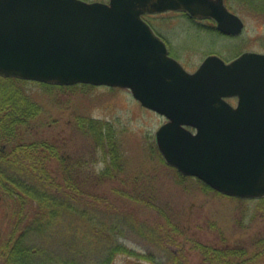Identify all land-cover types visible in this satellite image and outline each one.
Segmentation results:
<instances>
[{"label": "water", "instance_id": "95a60500", "mask_svg": "<svg viewBox=\"0 0 264 264\" xmlns=\"http://www.w3.org/2000/svg\"><path fill=\"white\" fill-rule=\"evenodd\" d=\"M170 9L226 34L244 28L225 0H0V75L130 88L167 117L155 132L166 163L221 193L263 197L264 53L211 54L190 72L143 17Z\"/></svg>", "mask_w": 264, "mask_h": 264}, {"label": "rangeland", "instance_id": "374dc122", "mask_svg": "<svg viewBox=\"0 0 264 264\" xmlns=\"http://www.w3.org/2000/svg\"><path fill=\"white\" fill-rule=\"evenodd\" d=\"M225 1L226 6L245 23L237 35H226L220 31L213 18L190 16L182 10L145 14V20L166 39L170 54L189 71L197 69L211 54L229 61L245 51L264 53V0ZM19 85L38 101L41 109L28 124L16 128L15 140L46 139L83 154L91 149L92 139L78 126L80 117L100 120L118 133L126 164L115 177H108L101 184L88 188L86 194L94 195L87 198L91 200L90 206L103 211L113 208L118 212H132L150 227H159L160 236L171 243L170 248L175 255L183 253L184 264H205V256L197 243L244 246L248 251L244 259L252 258L244 264H264V248L257 247L256 243L251 245L258 238L264 239V196L234 197L205 188L197 177H182L161 157L159 149L156 150L155 132L167 118L143 106L131 89L85 83L45 84L34 80ZM99 155L101 152L92 166L97 173L106 167ZM47 162L54 172L59 161L49 157ZM56 178H64V175H56ZM138 180L140 188L147 190L146 195L157 197L171 213V219L155 207L134 199L133 190ZM8 212L9 202L0 192V238L10 228ZM124 241L137 251H144L145 242L137 236ZM256 251L261 253L253 257ZM138 261L153 264L139 259L138 254L128 253L118 254L112 264H134ZM164 263H168V258H164Z\"/></svg>", "mask_w": 264, "mask_h": 264}, {"label": "trees", "instance_id": "16d2710c", "mask_svg": "<svg viewBox=\"0 0 264 264\" xmlns=\"http://www.w3.org/2000/svg\"><path fill=\"white\" fill-rule=\"evenodd\" d=\"M26 81L0 76V192L9 202L10 218V228L0 238V264H112L120 253L138 254L139 259L153 264H165L164 258H168L166 264H184L183 253L175 255L171 243L160 236L159 227H150L132 212L90 206L88 199L94 195L86 194L88 188L115 177L126 164L119 135L110 125L92 117L79 118L78 126L92 139L91 149L83 154L46 139L15 140L16 128L28 124L41 109L19 85ZM99 152L106 167L97 173L92 166ZM49 157L59 161L54 172L49 169ZM62 174L64 178H56ZM140 184L138 180L134 199L171 219L157 197L146 195ZM130 236L145 242L143 252L124 241ZM255 243L264 248V239L251 245ZM197 245L205 264L252 260L251 256L244 259L248 253L244 246Z\"/></svg>", "mask_w": 264, "mask_h": 264}, {"label": "flooded vegetation", "instance_id": "af4514ba", "mask_svg": "<svg viewBox=\"0 0 264 264\" xmlns=\"http://www.w3.org/2000/svg\"><path fill=\"white\" fill-rule=\"evenodd\" d=\"M165 41H166V39H165ZM166 43H167V45H168V42H167V41H166ZM168 47H169V46H168ZM169 49H170V48H169ZM169 49H168V50H169Z\"/></svg>", "mask_w": 264, "mask_h": 264}]
</instances>
